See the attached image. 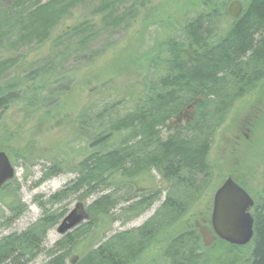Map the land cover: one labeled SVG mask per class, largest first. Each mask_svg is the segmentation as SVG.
<instances>
[{
  "label": "trees",
  "instance_id": "16d2710c",
  "mask_svg": "<svg viewBox=\"0 0 264 264\" xmlns=\"http://www.w3.org/2000/svg\"><path fill=\"white\" fill-rule=\"evenodd\" d=\"M231 1L176 0L162 3L163 6L168 4L163 7L166 12L176 6L185 9L192 5L189 13L185 11L178 17L170 12L162 14L156 4H150L152 0H0V79L4 78L0 81V151L6 152L14 164L20 154L28 164L45 159L47 174L78 173L70 186L60 192L84 190L80 195L84 199L100 189H110L115 185L112 178L117 173L122 175L120 182L148 174L150 165L147 159L153 157L161 144L168 171L177 174L182 168L188 174L213 175L210 185L217 183L215 191L223 180L214 181L215 172L219 174L220 170L210 161V141L201 129L193 139L185 135L197 125L193 121L178 124L170 121L176 118L179 109L190 105L204 114V108L199 110L202 103L206 106L211 99H217L216 96L219 101L224 99L223 94L227 95L229 82L226 84L225 77L241 81L244 88L249 83L244 81L251 78L254 71L249 67L264 64V0H242L244 10L238 18L229 15ZM138 23L141 28L135 39L127 40L128 44L112 51L108 69L115 75L102 81H106L107 91L96 97L101 92L98 86L90 87L68 66L74 65L76 59L86 57L87 42L99 33L123 25L131 26V30L137 33L134 25ZM152 26L157 27L155 41L146 46L141 37ZM57 31L61 33L54 36ZM52 39L54 49L47 55H38L32 62L18 64L20 57L16 58V53L19 49L33 43L35 46L45 45ZM78 39L81 41L74 43ZM226 68L227 71H223ZM11 69H14L13 76L3 77ZM102 72L103 64L91 72V79L95 73ZM256 72H259L257 68L254 74ZM123 74H134V77L129 85L119 89L114 84L115 78ZM79 87L88 92L91 100L75 112L70 105L74 102L72 94ZM181 92L191 96L188 99L184 98L185 94L179 96ZM193 97L200 98L201 102L195 103ZM239 98L237 95L226 98V103L221 101L215 114L229 113L230 106H234ZM12 113L16 115L9 116ZM7 119L14 127L7 125ZM43 126L46 127L44 132ZM29 128L35 134L34 140L26 145L21 142L15 145L13 140L17 133ZM164 128L168 130L165 133L167 141L161 138ZM46 133L49 134L45 138ZM235 179L250 190L243 180ZM10 182L4 187L8 188ZM185 182L191 181L186 179ZM196 188L197 196L192 200L194 204L203 202L205 211L201 207L199 212L186 214L188 210L178 203V199L167 196L162 204L168 207L166 222L154 221L140 227V237L154 233L155 226L150 225L159 224L156 230L165 225L168 232L162 245L165 264L193 263L203 255L209 256L208 264H264V189L257 193L252 211L255 235L247 245L238 246L222 240L214 232L211 224L212 193L205 197L206 193L201 195ZM17 191L18 187L10 192L20 214L22 207ZM116 204V198L108 192L89 206L103 232L105 225L111 224ZM43 223L45 220L33 224L20 239L33 247L41 245L38 240L44 233ZM31 230L40 237H33ZM209 235L214 238L211 242ZM96 237L99 239L101 235L97 233ZM130 237L134 239L133 233L127 232L107 239L96 248L91 244L86 254L71 264H136L148 256L142 250L147 243L136 247L134 253L131 249L135 244ZM12 238L17 240L14 235ZM66 243L72 247L78 242L73 241L71 235L64 243L58 241L46 264H68V254L61 251ZM187 243L192 248L186 254L180 248H187ZM228 251L231 255H227Z\"/></svg>",
  "mask_w": 264,
  "mask_h": 264
},
{
  "label": "rangeland",
  "instance_id": "374dc122",
  "mask_svg": "<svg viewBox=\"0 0 264 264\" xmlns=\"http://www.w3.org/2000/svg\"><path fill=\"white\" fill-rule=\"evenodd\" d=\"M173 1L176 0H152L150 4H156V8L160 10L162 14L170 12V14L178 17L185 11L189 13L192 9V5L187 6L185 9L182 8L183 10L180 6H176L174 9L170 8L168 12H166L164 8L168 4L163 6L162 3ZM68 16L71 17V15ZM74 16L75 15L72 14V17ZM69 17H66V19L70 21ZM154 26H152L151 29L148 27L149 30L147 29V32L142 34L141 40L145 42L146 46H148L149 43H152V41H155L154 35H156V28L158 26ZM140 28L141 26L139 27L138 23L136 26L134 25V29H137V33L135 30H131V26L128 27L127 25L120 26L115 30H104L87 42L86 57L82 60L81 58H75L77 62L74 65L68 66V69L73 70V72L77 74H75L76 77L83 78L90 87L98 86L101 92L95 96H99L101 93L107 91L104 86L106 81L104 83H102V81L115 75L114 72H110L108 69V66L111 63L112 51H118L121 46L128 44L126 43L127 40H134L136 37L135 34L139 33ZM60 33V31H57L54 36L59 35ZM80 41L81 40L78 39L75 40L74 43ZM53 42L54 39L48 41L45 45L35 46V43H33L22 47L16 53V58L20 57L18 64H22L24 61L32 62L38 55H47L46 53L54 49ZM140 43H142V41H140ZM101 64H103V72L101 74L95 73L92 80L91 72L98 69ZM263 66L264 64L260 63L256 66L251 65L249 67V70L255 71L257 68L259 72L254 74V71H252V76L250 75L251 78L249 77V79H247V82L249 83H247L244 88L242 86L239 89V80L231 81L232 77H225L226 84L229 82L230 90L233 91L232 96L235 97L238 95L241 98L236 101L234 106H230V108H232L229 113L224 114L223 111L220 114H215L217 108L221 106V101L226 103V98H229V91L226 89L227 95L225 96L223 94V100L219 99L218 101L219 96H216L217 99H211L206 106L203 103L200 108L197 106L199 110L204 108L202 110L204 114H200L199 111H196L195 108L190 105L186 108L179 109L176 112V118L170 121V123L172 122L176 124L193 121L197 124L193 128L195 131L190 130L185 135L190 136L191 139H193L196 132L198 133L201 129L200 131L204 134V137L210 141V145L212 146L211 151H209L210 161L214 167L217 164L218 169L220 170L219 174H216L217 172H215L216 178L214 181L216 180L219 182V178H222L224 181L228 176L232 175L234 178L238 177L247 183L248 187L253 189L256 194L263 191L261 188L264 187ZM223 71H227V68ZM13 74L14 69H11L3 77L8 79L12 77ZM133 77L134 74L131 76L124 74L120 75L115 78L114 84L119 89L125 88L130 84ZM2 79H0V81ZM246 87L254 88L244 91ZM197 89L198 87L195 90ZM190 92L192 94L193 91L190 90ZM183 94L185 93L181 92L179 93V96H182ZM191 94L189 95L191 96ZM72 95L74 102L72 101L70 107L75 112L79 110L83 104L91 100L88 97V92L82 90L81 87H79ZM189 95L185 94L184 98L188 99ZM195 98L193 97V100L197 103L200 98ZM203 99L204 97L202 100ZM49 107L50 106H48V108ZM14 115L16 114H9V116ZM72 115L74 116L75 114ZM6 122L8 126H11L8 119ZM170 123V127H173ZM218 125H220V127H217ZM11 127H14V125ZM45 130L46 127L43 126L42 132ZM167 131L165 128L161 131V138L163 141H167L168 139L165 134ZM239 131H242V133L244 131L245 135L250 138V140L244 143L243 149L240 148L238 143L237 146L235 142V139H237L235 135L240 134ZM48 134L49 133L44 134L45 138ZM34 135L35 134L32 133L31 128H29L27 131L17 133L13 143L15 145H18L19 142H21L22 145L29 144L31 139L34 140V138H32ZM158 139L160 140V138ZM196 139L198 140V137H196ZM157 145L159 146V143L156 142V146ZM150 147L151 146H149V148ZM236 148H240L242 151H239ZM164 156L165 153L160 144V149L154 151L153 157L147 159L148 164L150 165L148 174H144L141 178L131 177L127 182H120V179L123 180V178L122 175L117 173L112 178L115 185H111L110 189H100L92 194L86 195L84 199H81L80 195L84 190L79 192H73L70 190H66L64 193L60 192L70 186L72 181L78 177V173L59 172L57 174H47L48 170H46V167L48 165H45V159L41 158L37 163L28 164V161H25L21 154L18 155L16 164L13 163L16 167L15 178L10 182L8 188L3 186L4 188L2 187V189H0V264H46L52 257L51 250L54 248L55 244L58 243V241H63V243L66 242L68 235H71L73 241L78 242L74 245L75 247H70V244L66 243V247H63V250H61L68 254L66 260L68 264H71V261H78L80 257L86 254L89 245L92 244L93 247L96 248L107 239L127 232H132L134 236V239L133 237H130V241L135 244L133 247L135 250L131 249L132 252L135 253L136 247L143 243H147L142 250L148 253V256L145 259L136 262V264L139 262L142 264H165L163 246L165 237L168 235L165 225L161 226V228L158 227L157 230L155 228L159 224L156 223L150 225L155 226L153 229L155 231L145 238L140 237L138 229L150 222L161 220L166 222L165 217L168 212V207H166L167 205L163 207L162 204L167 196H170L171 199L173 198L172 200L178 199V203L181 204L185 210H188L186 214H192L194 211L199 212L204 203L201 202L200 204H194L192 198L197 196V193L194 191L195 187L197 186L196 190L201 193V195L206 193L205 197H209L208 194L212 193L213 197V194L216 191H214V188L217 183L215 182L214 185H210L213 175L206 176L205 173L188 174V172L182 168H179L180 171L177 174L168 171L167 169L169 167ZM173 162L176 164V161L173 160ZM28 165L30 166L27 167ZM210 170H212L211 166ZM165 175L168 176V179ZM186 179L194 182L196 186H193L191 182H185ZM17 187V193L20 197L19 204H21L20 207H22L20 214H18L19 209L17 212L16 204L14 205V201L12 200L13 193L11 194L10 192ZM205 187L206 191H204ZM108 192H111L114 198H116L117 204L112 210L113 216L111 224L105 225V232H103L99 220L94 218L89 206L92 205L97 198ZM79 203H82V211L87 213V217L74 228L69 229L64 233H60L58 229L61 223ZM131 206L132 208L128 209ZM205 207L206 205L202 207V211H205ZM78 212H81V210L78 209ZM41 220H45V223H43V236L40 237L37 233L31 230L33 237L38 236L41 238L38 240L41 241V245L33 247L31 243L27 244L23 238L20 239L21 235L24 236V232L29 231L33 224L40 222ZM97 233L102 237H100L101 240L98 244L96 243L100 238L97 239ZM13 235L17 237V240L12 238ZM157 236H159V238L156 241ZM136 237H138V239H136ZM154 238L155 241H152ZM209 238L210 242L214 239L211 235H209ZM152 242L155 243L151 247L148 246ZM161 246L162 248H159ZM186 247L187 248H180V250L187 254L192 247L190 243H187ZM162 254L164 255V258H162ZM215 254L216 251H214V255ZM227 255H231L229 251ZM208 259V255H203L197 261L193 263L191 261L188 264H208ZM224 264L227 263L224 262Z\"/></svg>",
  "mask_w": 264,
  "mask_h": 264
},
{
  "label": "water",
  "instance_id": "95a60500",
  "mask_svg": "<svg viewBox=\"0 0 264 264\" xmlns=\"http://www.w3.org/2000/svg\"><path fill=\"white\" fill-rule=\"evenodd\" d=\"M241 0H233L229 5V14L233 18L243 12ZM16 171L6 152L0 151V188L15 177ZM254 205L251 195L233 177H228L216 190L213 198L211 223L215 233L224 241L233 245H246L254 237V217L250 212ZM78 209L81 212H78ZM83 205L68 214L58 231L64 233L81 223L87 213Z\"/></svg>",
  "mask_w": 264,
  "mask_h": 264
},
{
  "label": "flooded vegetation",
  "instance_id": "af4514ba",
  "mask_svg": "<svg viewBox=\"0 0 264 264\" xmlns=\"http://www.w3.org/2000/svg\"><path fill=\"white\" fill-rule=\"evenodd\" d=\"M264 67V66H263ZM240 82V86H239V89L241 88V81H239ZM244 83H247V81H244ZM254 86H255V84H254ZM234 88V87H233ZM254 88V87H253ZM253 88H245L244 89V91H246L247 89L248 90H251V89H253ZM228 89V95H229V98H227V99H230V98H234L233 96H232V93H233V91L232 90H230V87H228L227 88ZM238 89V90H239ZM243 91V92H244ZM239 99H241V98H239ZM240 132V134H237V135H235L236 137H237V139H235V142H236V145L238 146V144L240 145V148L241 149H243V147H244V143H246L248 140H250V138L248 137V136H246L245 135V133H244V131H243V133H242V131H239ZM252 142H253V140H252ZM238 143V144H237ZM240 148H236L237 150H239V151H242Z\"/></svg>",
  "mask_w": 264,
  "mask_h": 264
},
{
  "label": "bare ground",
  "instance_id": "6f19581e",
  "mask_svg": "<svg viewBox=\"0 0 264 264\" xmlns=\"http://www.w3.org/2000/svg\"><path fill=\"white\" fill-rule=\"evenodd\" d=\"M264 189V187L263 188H261V190H263ZM251 190V191H250ZM250 190L248 191V193L251 195V197L253 198V200H254V205L251 207V209H250V212L252 213V215H253V208L255 207V204H256V193L254 192V190L253 189H251L250 188ZM253 217H254V215H253ZM254 220H255V217H254ZM254 235H255V222H254ZM247 245V244H246ZM238 246H243V245H238Z\"/></svg>",
  "mask_w": 264,
  "mask_h": 264
}]
</instances>
